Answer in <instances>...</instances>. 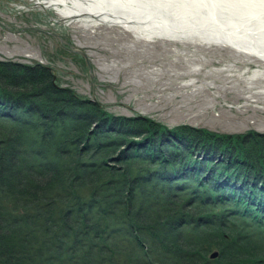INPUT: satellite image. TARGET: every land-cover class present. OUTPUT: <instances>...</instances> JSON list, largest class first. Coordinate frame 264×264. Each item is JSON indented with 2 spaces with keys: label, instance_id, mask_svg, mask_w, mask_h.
Returning <instances> with one entry per match:
<instances>
[{
  "label": "trees",
  "instance_id": "1",
  "mask_svg": "<svg viewBox=\"0 0 264 264\" xmlns=\"http://www.w3.org/2000/svg\"><path fill=\"white\" fill-rule=\"evenodd\" d=\"M52 81L0 61V264H264V135L114 117Z\"/></svg>",
  "mask_w": 264,
  "mask_h": 264
},
{
  "label": "rangeland",
  "instance_id": "2",
  "mask_svg": "<svg viewBox=\"0 0 264 264\" xmlns=\"http://www.w3.org/2000/svg\"><path fill=\"white\" fill-rule=\"evenodd\" d=\"M42 1L0 0V61L50 67L53 84L114 117L264 134V63L254 57L223 45L136 41L116 25L63 18ZM254 69L261 73L250 79Z\"/></svg>",
  "mask_w": 264,
  "mask_h": 264
},
{
  "label": "bare ground",
  "instance_id": "3",
  "mask_svg": "<svg viewBox=\"0 0 264 264\" xmlns=\"http://www.w3.org/2000/svg\"><path fill=\"white\" fill-rule=\"evenodd\" d=\"M42 4L63 18L119 26L133 33L136 41L223 45L264 63V0H43ZM260 73L261 69H254L249 78ZM135 117L148 119L139 114ZM138 145L144 147L145 143ZM129 147L118 148L116 153H127ZM116 161L120 163L119 155Z\"/></svg>",
  "mask_w": 264,
  "mask_h": 264
},
{
  "label": "water",
  "instance_id": "4",
  "mask_svg": "<svg viewBox=\"0 0 264 264\" xmlns=\"http://www.w3.org/2000/svg\"><path fill=\"white\" fill-rule=\"evenodd\" d=\"M216 255H217V253H216V252H214V253H212V254H211L210 258H215V257H216Z\"/></svg>",
  "mask_w": 264,
  "mask_h": 264
}]
</instances>
